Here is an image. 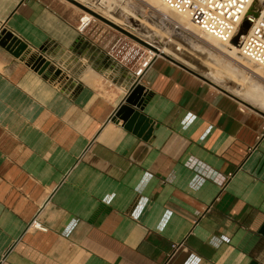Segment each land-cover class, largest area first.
<instances>
[{"label":"crops","instance_id":"1","mask_svg":"<svg viewBox=\"0 0 264 264\" xmlns=\"http://www.w3.org/2000/svg\"><path fill=\"white\" fill-rule=\"evenodd\" d=\"M81 16L0 0V35L28 44L0 46V264H264V115L159 57L126 128L113 116L139 60ZM40 53L59 76L28 65Z\"/></svg>","mask_w":264,"mask_h":264},{"label":"rangeland","instance_id":"2","mask_svg":"<svg viewBox=\"0 0 264 264\" xmlns=\"http://www.w3.org/2000/svg\"><path fill=\"white\" fill-rule=\"evenodd\" d=\"M79 1L109 17L116 23L133 30L134 33L149 43L162 49L164 53L176 57L180 61L183 60V62L202 72L215 83L238 95L256 108L264 111V100H262L264 99V77L238 64V58L234 59L228 56L220 51V49L213 46L214 44L208 43V41L202 39L193 31L181 27L162 11L158 9L155 10V8L150 7L142 0H106L107 2L103 6H100L94 0ZM100 1L102 2V0ZM103 2H105V0ZM70 4L72 3L70 2ZM72 6L76 7L82 14L84 13V10L76 5L72 4ZM92 26L94 31L97 30L100 32L103 29L112 31L118 37V47L124 46L123 41L126 42V47L132 48V56L136 61L141 55L148 53L147 48L135 43L131 38L125 36L99 18H96ZM144 32L149 34L146 35ZM205 62L217 64L219 68L229 72L233 80L237 79L247 82L249 89L253 91L255 95L250 100H246L243 97L245 93H242L243 90L232 87L233 85L231 83H233V80H229L228 83L230 84L222 85L216 76L206 75L203 67ZM230 85L232 86L230 87ZM245 108L247 109L248 107Z\"/></svg>","mask_w":264,"mask_h":264},{"label":"built area","instance_id":"3","mask_svg":"<svg viewBox=\"0 0 264 264\" xmlns=\"http://www.w3.org/2000/svg\"><path fill=\"white\" fill-rule=\"evenodd\" d=\"M167 8L181 14L188 15L192 23L203 33L211 36L217 41L228 44L233 42L239 29L247 22L250 24L245 37L241 41V54L250 60L253 64L264 68V0H160ZM260 3L257 9L256 4ZM93 16V15H92ZM96 21V17L84 21L80 17V24L77 31L84 34ZM134 41V40H133ZM137 43V42H135ZM139 44V43H137ZM141 45V44H139ZM143 46V45H142ZM145 47V46H143ZM147 48V47H145ZM147 48L148 53L141 55L138 59V67L133 72L134 84H143V78L147 69L153 62L163 57L159 52L152 55ZM154 51V50H153ZM45 57L42 53L34 59V63L39 57ZM247 107L243 104V108ZM242 108V109H243ZM264 138V124L258 139ZM38 222L36 219L32 223ZM31 223V225H32ZM39 229L46 230L39 223ZM181 244H173L172 251L168 255V261L175 255Z\"/></svg>","mask_w":264,"mask_h":264},{"label":"water","instance_id":"4","mask_svg":"<svg viewBox=\"0 0 264 264\" xmlns=\"http://www.w3.org/2000/svg\"><path fill=\"white\" fill-rule=\"evenodd\" d=\"M71 2L72 4L76 5L77 7L81 8L84 11H87L91 13L94 17L99 18L100 20L104 21L117 31L121 32L125 36L131 38L135 42L152 49L156 52H159V50L153 46V44L149 43L139 35L133 32V30H130L126 27L119 26L118 24L112 22L111 20L105 18L104 16L88 9L86 6H84L81 2L77 0H67ZM247 30L250 27L249 23H245L244 26ZM238 41V36H236L233 40V42ZM0 46L8 50L11 54H13L15 57L20 58L28 49V44L25 43L22 39H20L18 36H16L13 32L11 31H4L0 35ZM163 57L167 58L168 60L172 61L173 63L181 66L182 68L186 69L187 71L191 72L195 76L201 78L202 80H205L206 82L216 86L223 92L229 94L230 96L236 98L240 102H242L244 105L247 107L256 110L257 112L261 113L264 115V111H262L259 108H256L255 106L245 102L241 98L237 97L235 94L229 92L228 90L218 86L217 84L211 82L206 78V76L194 71L193 69L187 67L186 65L178 62L177 60L173 59L172 57L161 54ZM32 61V60H31ZM28 65L31 66V68L37 72L39 75H42L44 78H49L51 74H54L53 78L59 76L61 74L60 69H55L51 65V61L47 60L45 57H39L34 63L29 62ZM150 98L149 93L147 92V89L145 86L142 84H135L133 85L130 90L128 95L125 97L124 101L122 104L119 106V108L116 110L113 118L117 120H123L125 123V127L128 129H134L137 130L138 128L141 127V124L144 120V116L142 115V111L144 110L148 100ZM144 133H147L148 135L151 133L152 128L148 126L146 123L143 128ZM259 233L264 236V225L261 227L259 230ZM251 264H261L258 262H252Z\"/></svg>","mask_w":264,"mask_h":264},{"label":"bare ground","instance_id":"5","mask_svg":"<svg viewBox=\"0 0 264 264\" xmlns=\"http://www.w3.org/2000/svg\"><path fill=\"white\" fill-rule=\"evenodd\" d=\"M79 1V0H77ZM96 3H98L100 6H103L105 5V3L107 2L105 0V2H103L104 0H102V2L100 0H94ZM144 3L148 4L150 7L152 8H155L158 9L159 11H162L165 15H167L169 18H171V20L175 21L176 23H178L181 27H184L186 29H189L191 31H193L195 34H197L199 37H201L202 39L208 41V43L210 44H214L213 46H215L216 48L220 49V51L224 52L225 54H227L228 56L234 58V59H237L238 58V64L242 65L243 67H246L248 68L250 71H252L253 73L255 74H258L259 76L261 77H264V68L258 66V65H255L253 64L250 60H248L246 57H244L242 54H241V41L242 39L245 37L246 33H247V29L245 27H242L241 29H239L238 33L236 36H238V41L235 43V42H231V43H228V44H223L219 41H217L216 39L212 38L211 36L203 33L197 26H195L192 21L190 20L189 16L188 15H185V14H181V13H177L169 8H167L160 0H142ZM81 2V1H79ZM153 4H152V3ZM82 3V2H81ZM260 3L261 2H257L256 6L257 9L260 8ZM84 6H86L88 9L104 16L105 18L111 20L112 22L116 23L115 21H113L112 19H110L109 17L99 13L98 11L92 9L91 7H89L88 5L82 3ZM159 6V7H157ZM162 7V8H161ZM172 12V13H171ZM161 13V12H160ZM175 15H174V14ZM163 15V14H162ZM180 16V17H179ZM82 19L84 21H87L89 19H92L93 16L91 13L87 12V11H84V13L82 14ZM118 24V23H116ZM119 26H123V25H120L118 24ZM124 27V26H123ZM146 34V32H144ZM149 34V33H148ZM146 34V35H148ZM155 46V45H153ZM158 50H159V53L160 54H165V55H168L166 53H164L162 51V49H159L157 46H155ZM150 53L152 55H156V52L153 51V50H150ZM170 56V55H168ZM172 57L173 59L177 60L176 58H174L173 56H170ZM178 62H180L179 60H177ZM182 63V62H180ZM183 64V63H182ZM185 65V64H184ZM204 72H206V75L208 76H216V78L220 81V84H230L228 83L229 80H233L231 79V76H230V73L227 72V71H224L222 68H219L217 66V64H213L212 62L210 63H204ZM195 71V70H194ZM197 72V71H196ZM199 73V72H198ZM201 74V73H200ZM203 75V74H202ZM205 76V75H204ZM206 78L208 80H210L211 82L215 83L214 81H212L211 79H209L207 76ZM217 84V83H215ZM232 85H230V87H234V88H238L240 90H243L242 93L243 94V97L247 100H250L255 94H253V91H251L249 89V85L247 82L245 81H240V80H233V83H231ZM218 86L222 87L221 85L217 84ZM224 88V87H222ZM225 89V88H224ZM227 90V89H226ZM249 92H248V91ZM231 92V91H229ZM232 93V92H231ZM240 98V97H239ZM242 99V98H241ZM243 100V99H242ZM264 100V99H262ZM245 101V100H244ZM246 102V101H245ZM248 103V102H247ZM250 104V103H249ZM32 225H34L36 228H39V224L38 223H33Z\"/></svg>","mask_w":264,"mask_h":264}]
</instances>
